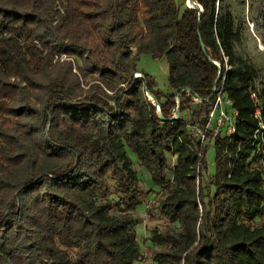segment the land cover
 Listing matches in <instances>:
<instances>
[{
    "label": "trees",
    "instance_id": "16d2710c",
    "mask_svg": "<svg viewBox=\"0 0 264 264\" xmlns=\"http://www.w3.org/2000/svg\"><path fill=\"white\" fill-rule=\"evenodd\" d=\"M193 1L183 9L176 0H0V264L139 261L127 214L139 204L130 150L155 185L169 187L161 208L169 223L151 231L157 264H264V130L257 135L252 97L264 122V89L234 53L223 0ZM62 54L81 61L79 72L73 60L56 61ZM142 54L168 60L173 93L148 73L134 76ZM89 75L99 82L85 90ZM224 77L239 116L234 134L214 138L211 194L208 143L172 117L197 97L193 123H205ZM110 176L124 198H110Z\"/></svg>",
    "mask_w": 264,
    "mask_h": 264
},
{
    "label": "rangeland",
    "instance_id": "374dc122",
    "mask_svg": "<svg viewBox=\"0 0 264 264\" xmlns=\"http://www.w3.org/2000/svg\"><path fill=\"white\" fill-rule=\"evenodd\" d=\"M182 6L189 7V0H176ZM226 9L232 14L233 28L235 36L233 46L235 55L245 58L249 63L256 67L258 77L256 79V87L258 92L264 89V0H223ZM133 51H136L134 45L131 46ZM74 70L78 71L81 64L80 60H73ZM227 68L230 66V58L226 57ZM138 68L148 74H156L159 88L166 94L172 92L169 87V65L165 59H155L150 54H142L138 61ZM94 78H98L95 74ZM99 82L93 79L92 75L82 78V85L87 90L92 83ZM103 85V84H102ZM108 94H113V91L106 89ZM199 104V101H193V108L184 111L182 116L190 124L193 123V109ZM175 111V110H174ZM208 151L206 159L208 169L205 174V191L213 194L215 187L210 185L213 175L216 173L215 147L214 139H209ZM130 156L133 159V168L137 174V181L134 185L139 204L135 210L129 212L133 220V227L137 234L142 257L135 264H157L154 260V254L158 247L151 241V231L154 228L165 230L168 225V220L162 213V202L168 192L169 187H161L154 184L151 173L141 164L136 154L130 150ZM168 178L172 179L173 168L176 163V155L168 154ZM109 196L114 200L120 197L124 198L125 193L118 186L116 180L109 177ZM99 199L103 200L104 196L99 195ZM256 224H260V219H257ZM76 254V250L72 251Z\"/></svg>",
    "mask_w": 264,
    "mask_h": 264
},
{
    "label": "built area",
    "instance_id": "2783aa9c",
    "mask_svg": "<svg viewBox=\"0 0 264 264\" xmlns=\"http://www.w3.org/2000/svg\"><path fill=\"white\" fill-rule=\"evenodd\" d=\"M4 34H0V38ZM57 60H74L72 56L62 54L61 56H56ZM136 78L143 77V72L138 71L134 73ZM128 83L122 84V87H127ZM114 93V92H113ZM252 97L255 99L257 104L256 116L260 119V129L257 130L258 134H263L264 122L262 120V103L259 100L257 93L252 92ZM195 101H202V99L195 97ZM179 102V101H178ZM158 111H160L158 107ZM176 110L174 115H176ZM239 113L234 107L233 100L225 92V77L221 82L218 83L216 88V97L212 102L207 121L205 123H195L188 124L189 133L193 134L198 138V140L206 143L209 139L215 138L221 133L234 134L236 132V122ZM202 154L200 153L199 156ZM199 182V181H198Z\"/></svg>",
    "mask_w": 264,
    "mask_h": 264
},
{
    "label": "water",
    "instance_id": "95a60500",
    "mask_svg": "<svg viewBox=\"0 0 264 264\" xmlns=\"http://www.w3.org/2000/svg\"><path fill=\"white\" fill-rule=\"evenodd\" d=\"M189 2L192 3V6L189 5V7H195L196 3L193 0H189ZM202 45L204 47V43L203 42H202ZM204 51H205L206 54H208L205 47H204ZM208 58H209V56H208ZM213 63H215L218 66H220V64L218 62H216V61H213ZM220 77H221V72H220L219 78ZM218 83H219V79L215 83L214 91H216V88H217ZM178 92H179V90L176 91V93H178ZM148 95L153 100V102L159 107V109L161 110L160 102L157 100V98L153 94H151V93H148ZM207 100H210V99H207ZM178 101L180 102V99H178ZM159 113H161V111H159ZM180 115H181V112H180V110H178L177 114L174 115V117H172V119H179L180 118Z\"/></svg>",
    "mask_w": 264,
    "mask_h": 264
},
{
    "label": "crops",
    "instance_id": "0c3cea01",
    "mask_svg": "<svg viewBox=\"0 0 264 264\" xmlns=\"http://www.w3.org/2000/svg\"><path fill=\"white\" fill-rule=\"evenodd\" d=\"M163 59H165V58H163ZM165 60H167V59H165ZM167 62H168V60H167ZM168 65H169V62H168ZM138 70H140L141 72H145L144 70H142V69H139L138 68ZM169 72H170V66H169ZM151 75V74H150ZM151 76H153L155 79H156V81H157V75L154 73V74H152ZM168 82H169V78H168ZM158 83V82H157ZM159 87V86H158ZM169 87H170V83H169ZM170 89H171V87H170ZM172 90V89H171ZM174 91L172 90V92L171 93H173ZM170 94V93H169Z\"/></svg>",
    "mask_w": 264,
    "mask_h": 264
},
{
    "label": "bare ground",
    "instance_id": "6f19581e",
    "mask_svg": "<svg viewBox=\"0 0 264 264\" xmlns=\"http://www.w3.org/2000/svg\"><path fill=\"white\" fill-rule=\"evenodd\" d=\"M189 3H190L189 5L192 6V3L191 2H189Z\"/></svg>",
    "mask_w": 264,
    "mask_h": 264
}]
</instances>
